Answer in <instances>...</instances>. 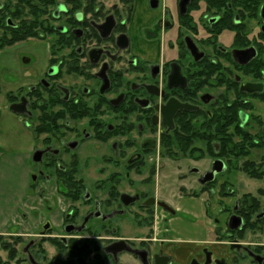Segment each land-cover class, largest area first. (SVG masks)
Returning a JSON list of instances; mask_svg holds the SVG:
<instances>
[{
    "label": "flooded vegetation",
    "instance_id": "flooded-vegetation-1",
    "mask_svg": "<svg viewBox=\"0 0 264 264\" xmlns=\"http://www.w3.org/2000/svg\"><path fill=\"white\" fill-rule=\"evenodd\" d=\"M20 46L5 108L42 208L2 264H264V155L249 185L230 166L264 150V0H0V54Z\"/></svg>",
    "mask_w": 264,
    "mask_h": 264
},
{
    "label": "crops",
    "instance_id": "crops-1",
    "mask_svg": "<svg viewBox=\"0 0 264 264\" xmlns=\"http://www.w3.org/2000/svg\"><path fill=\"white\" fill-rule=\"evenodd\" d=\"M1 113L0 120L3 123L0 125V131H4L1 134L3 139H6L7 135L14 134L17 125L19 128H23L21 120L8 112L6 108H3ZM4 121L6 122L4 123ZM8 122H12L13 126L12 123L9 125ZM25 130L27 129L25 128ZM6 132L7 135H5ZM3 144L6 143L3 142ZM29 162H31L29 155L26 158H11L0 155V237L9 238L16 232L15 230H22L21 233L26 234L27 228L30 226V218L28 217H30L34 207L42 208V202L38 201L35 204L37 198L31 194L33 168ZM193 204L195 205L192 202L191 205ZM191 213L199 219H203L205 216L204 209L198 213L193 209ZM207 221V228L211 232L214 225L211 219ZM207 228L204 240L210 243L212 240L207 239ZM178 230L184 233L183 237L188 238L190 236L194 240H196L195 235L202 232L200 227L189 223L183 224ZM195 230L196 232H194ZM191 231L193 232L191 233ZM187 232L190 234L187 235Z\"/></svg>",
    "mask_w": 264,
    "mask_h": 264
},
{
    "label": "rangeland",
    "instance_id": "rangeland-1",
    "mask_svg": "<svg viewBox=\"0 0 264 264\" xmlns=\"http://www.w3.org/2000/svg\"><path fill=\"white\" fill-rule=\"evenodd\" d=\"M26 53V48L24 46H20V47H15L14 49H10L7 50L5 52H3L2 54H0V118L2 116V110L3 108H5L6 106V92L10 89H12V87H18L20 85H23L24 83H26L25 81V76L23 75L24 73H26L24 70H22L21 66L24 67L23 65L20 66V59H23ZM23 62V61H22ZM44 65L43 64H39L35 66V69L38 72H41L43 69ZM261 112H264V107L261 108ZM260 112V113H261ZM6 121H4L5 123ZM3 122L0 120V125ZM9 123V122H8ZM12 122L9 123V125ZM23 124V123H21ZM13 126V123L11 124ZM24 124H23V128H19V125H17L16 127V132H14V134H10L7 135V132L5 133V135H7L6 139H3V136L1 135L4 131L1 130L0 131V155L4 156V157H11V158H26L27 155H29V157L32 155L33 149H34V144H33V140L32 137L30 135L29 132H27V130H25L24 128ZM6 143V144H3ZM240 157L242 158L240 160V163L237 165L231 164L230 166L232 167V180H234V182H236V175L237 174H241L240 172H236L238 168H241V171L244 172L247 176H245L244 174H241L240 176V181H242V183L244 182L245 184L249 185V160L253 159V158H260V156L264 155V150L263 151H255L253 150L250 146H242V150L241 153L239 154ZM248 161V163H247ZM29 164L31 165V167L33 168V171L35 169V167H33L34 165L29 162ZM240 171V170H239ZM233 182V181H232ZM42 185V184H40ZM40 187V186H39ZM248 188V187H247ZM45 190V189H43ZM48 192H50V195L47 197V199L51 196L52 194H55L56 191V186L54 183L51 184V186H48L47 189ZM61 199V197H59ZM42 201L45 202L44 198H41ZM212 201V200H211ZM221 202L219 196L214 197V200L212 201V203H215L216 205H218ZM228 203H232L233 200H227ZM51 204V203H50ZM160 214V213H159ZM158 222L159 221V216L156 215ZM215 218H218L220 220V229L225 235L221 236V233H215L217 228H213L210 232V229L207 228L208 232H207V239H211L213 242H215V240L217 241H226L228 240V236L226 235L228 233L227 231V220H228V215L224 214L223 216L214 213L212 220L214 221ZM157 219H156V225H157ZM212 221V224H213ZM206 234V233H205ZM8 239V238H6ZM9 240V239H8ZM22 240H25V238H22ZM220 245H224V244H220ZM21 248V246L19 247ZM21 250V249H20ZM7 253L3 252L2 250L0 251V257L3 260H7ZM4 261V262H5Z\"/></svg>",
    "mask_w": 264,
    "mask_h": 264
},
{
    "label": "trees",
    "instance_id": "trees-1",
    "mask_svg": "<svg viewBox=\"0 0 264 264\" xmlns=\"http://www.w3.org/2000/svg\"><path fill=\"white\" fill-rule=\"evenodd\" d=\"M0 247H1V250L8 253L9 257H10V254L12 252H14V249H13L11 243L8 241V239H6L4 237H0ZM0 264H2L1 261H0Z\"/></svg>",
    "mask_w": 264,
    "mask_h": 264
},
{
    "label": "water",
    "instance_id": "water-1",
    "mask_svg": "<svg viewBox=\"0 0 264 264\" xmlns=\"http://www.w3.org/2000/svg\"><path fill=\"white\" fill-rule=\"evenodd\" d=\"M11 110L14 111V108L12 107ZM16 113H17V114H22L21 112H16ZM38 154H40V153H39V152L36 153L37 156H38ZM36 155H35V156H36ZM172 214H173V213H172ZM235 223H236V222H233V225L231 226L232 229H234V227H235V226H234Z\"/></svg>",
    "mask_w": 264,
    "mask_h": 264
}]
</instances>
